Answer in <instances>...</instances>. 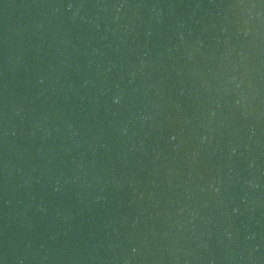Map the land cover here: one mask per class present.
Masks as SVG:
<instances>
[{
    "label": "water",
    "instance_id": "95a60500",
    "mask_svg": "<svg viewBox=\"0 0 264 264\" xmlns=\"http://www.w3.org/2000/svg\"><path fill=\"white\" fill-rule=\"evenodd\" d=\"M0 264H264V0H0Z\"/></svg>",
    "mask_w": 264,
    "mask_h": 264
}]
</instances>
